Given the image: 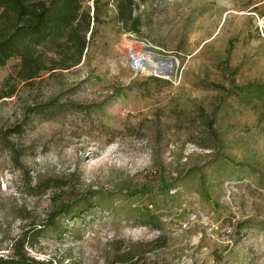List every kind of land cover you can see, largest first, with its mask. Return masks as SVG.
Wrapping results in <instances>:
<instances>
[{
    "label": "rangeland",
    "instance_id": "obj_1",
    "mask_svg": "<svg viewBox=\"0 0 264 264\" xmlns=\"http://www.w3.org/2000/svg\"><path fill=\"white\" fill-rule=\"evenodd\" d=\"M60 263L264 264V0H0V264Z\"/></svg>",
    "mask_w": 264,
    "mask_h": 264
},
{
    "label": "trees",
    "instance_id": "obj_2",
    "mask_svg": "<svg viewBox=\"0 0 264 264\" xmlns=\"http://www.w3.org/2000/svg\"><path fill=\"white\" fill-rule=\"evenodd\" d=\"M57 187H59V186H57ZM87 204L88 203L85 204V203H82L78 200H73L68 204H64V203L61 204L59 206V208L49 216V217H51V219H49L46 222V224L43 225V228H44L43 230H36V231L31 232V233H27L25 231L21 234V236L18 239H16V241H18V242L26 241V242H29L30 244H33L37 240L39 235L44 233L47 229L51 228L56 232L59 231L61 229V227L56 224V222H55L56 217L63 216L64 218H69V217L74 216L77 218H81V216H82L81 214H83V212L86 211L85 205H87ZM48 223H52V225L47 227ZM26 235L28 236L27 240H26Z\"/></svg>",
    "mask_w": 264,
    "mask_h": 264
},
{
    "label": "bare ground",
    "instance_id": "obj_3",
    "mask_svg": "<svg viewBox=\"0 0 264 264\" xmlns=\"http://www.w3.org/2000/svg\"><path fill=\"white\" fill-rule=\"evenodd\" d=\"M138 62V66L139 67H144L145 70H149L151 69V71H153L154 73H166L167 71H169L171 68L169 66L168 63L166 62H163V67H159L158 64H156L152 58L150 57V55H148L147 57L143 54V55H140L139 58L137 59ZM134 66H136L137 68V65L133 64Z\"/></svg>",
    "mask_w": 264,
    "mask_h": 264
}]
</instances>
